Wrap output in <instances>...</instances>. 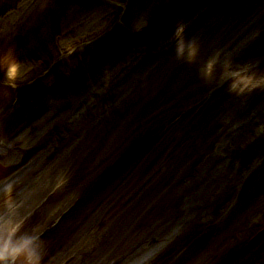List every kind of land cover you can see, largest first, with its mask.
Masks as SVG:
<instances>
[{
    "label": "rangeland",
    "instance_id": "rangeland-1",
    "mask_svg": "<svg viewBox=\"0 0 264 264\" xmlns=\"http://www.w3.org/2000/svg\"><path fill=\"white\" fill-rule=\"evenodd\" d=\"M110 1L114 4L100 0H0V144L11 127L49 101L76 96L103 76L109 80L113 76L117 78L132 57L138 55L133 51L141 49L140 44L175 34L196 0ZM220 3L227 13L240 15L228 14L220 20L218 36L212 32L213 21L207 18L185 38L189 42L191 37H197L198 55L203 53L205 58L198 66L188 59L187 52L184 56H178L177 52L175 59L163 61L157 75L151 79L148 75L141 83L139 88L145 87L141 94L116 100V108L94 126L79 131L72 129L71 124L62 123L37 142L39 145L35 146V142L26 145V138L32 139L42 128L41 123L14 146L28 157L33 151L41 150L39 147L56 142L48 159L54 173L24 176L22 183L31 181L36 202L30 201L29 207L19 215H11L14 221H23L18 237L37 238L43 264H58V261L75 264L91 248L96 232L105 231L104 240H112L113 235L108 232L118 214L133 210L132 225L136 227L142 226L141 219L149 228L177 222L178 209L190 198L191 190H185L181 196L178 190L195 174L191 166L196 164L192 159L202 163L214 145H220L218 124L213 129L209 126L215 115H220L217 105L237 96V90L232 89L233 77L220 84L219 79L213 81L214 87L221 88L211 98L205 95L208 92H202L209 86L202 82L203 78L193 82L185 78L181 84L179 78L190 68L198 67L196 74H199L212 56L207 57V53L216 50L219 41L225 42L239 24L253 16L264 0ZM232 15L237 20L229 24L226 19ZM107 30L113 34L107 52L96 53L98 45L93 41ZM204 36H207L206 46ZM68 43L75 45L71 54L66 50ZM255 49V52L240 50L229 66L213 71V80L238 69L257 78L264 77L261 68L246 66L264 56L259 46ZM6 54L22 63L21 78L14 88L7 79ZM187 81L194 88L183 99L170 92L176 85L185 89L187 84L183 83ZM263 87L257 88L258 91ZM192 96L197 98L190 101ZM215 96V101L205 107ZM5 114H10L9 118H3ZM133 115L134 119L130 120ZM211 137L216 140L210 141ZM261 151H264V138L248 150L243 160L249 167L261 158L262 169L255 168L258 170L250 175L242 193L230 191L212 208H207L194 229L151 264H264V154ZM14 162L10 154L0 157V178L16 168ZM180 170L187 171L188 176L178 180ZM44 178L51 183L43 191L40 181ZM59 183L63 184L62 188L55 191ZM172 193L179 198L177 212H174L176 202ZM9 203L11 198L0 200V213L7 212L4 205ZM117 222L118 231L129 230L118 219ZM86 226L89 227L86 234L78 237ZM137 232L141 229H136ZM162 238L167 236L161 235L151 242L155 243L152 250L163 244Z\"/></svg>",
    "mask_w": 264,
    "mask_h": 264
},
{
    "label": "clouds",
    "instance_id": "clouds-1",
    "mask_svg": "<svg viewBox=\"0 0 264 264\" xmlns=\"http://www.w3.org/2000/svg\"><path fill=\"white\" fill-rule=\"evenodd\" d=\"M184 27L180 26L177 30L178 55L184 56L187 52L190 61L195 60L198 55V45L195 41L190 44L183 39ZM66 50L71 54L75 50V45L68 43ZM4 62L8 65L7 79L11 87L17 86V81L21 78L22 63L17 59H9L6 54ZM216 61L210 60L202 69L205 77H210L214 71ZM226 75L232 76V89L241 92L251 90L256 87L264 86V77L257 78L254 74L247 73L246 70L238 69L227 72ZM23 221L5 220L0 217V264H43V257L39 252L37 238L32 235L19 236L23 228ZM149 257H144L135 264H145Z\"/></svg>",
    "mask_w": 264,
    "mask_h": 264
},
{
    "label": "bare ground",
    "instance_id": "bare-ground-1",
    "mask_svg": "<svg viewBox=\"0 0 264 264\" xmlns=\"http://www.w3.org/2000/svg\"><path fill=\"white\" fill-rule=\"evenodd\" d=\"M239 29V28H238ZM235 32H233L234 34ZM232 34V35H233ZM197 37H191L190 41L187 42L188 44H190L192 41H195ZM264 47V45L262 46V48ZM177 50V48H176ZM207 50V49H206ZM217 56V53L215 54V56L212 59H214L215 57ZM161 60V59H160ZM158 63V62H157ZM155 63L153 65H151L149 67V69L145 70V71H142L141 72V75L143 77H147V74L150 73V72H157V69L154 68L156 66H158V64ZM137 71H141L139 69H137ZM117 72H114L113 74H115ZM134 75V74H133ZM139 81V78L136 79L135 83L132 84V87L133 89L135 88V85L138 83ZM145 87H143L144 89ZM131 90V91H128V95H138V94H141L143 89L142 88H139V87H136L134 90ZM171 92H174L176 95H179L181 97V99H183L184 97H186L185 93L186 91L185 90H181V89H178L177 86L174 87V89L171 90ZM126 96V95H125ZM149 96V95H148ZM148 96H146V100L148 99ZM127 97V96H126ZM137 98V97H136ZM135 98V99H136ZM92 99V98H91ZM91 112L90 111H87L85 113H82L80 114V121L79 123H76L75 125H73V129H77L79 128L82 124H83V121L86 119V115L90 114ZM134 119V115L133 117L130 119V120H133ZM232 119H235L234 117V111H233V117ZM61 121V119H56L55 122H54V125L53 126H57L59 125V122ZM216 122H219L221 123V125L225 122L224 121V117H222V115L220 114L218 118H216L215 120ZM77 122V119L74 120V123ZM220 125V127H221ZM53 126H50L48 128H45L43 131V136L50 131V129L53 128ZM219 127L218 129V133L217 135L219 136V139L222 138V135H223V131L222 129ZM262 128V127H261ZM261 128L257 129L256 131L260 130ZM262 132L263 131H260L258 132L257 135H262ZM42 136V137H43ZM214 137L211 138V140H213ZM218 139V140H219ZM217 149V146L214 145V148L212 150V153L211 154H214V152L216 151ZM261 153L264 154V151H261ZM213 163V161H204L200 167L202 168V171L205 170L206 167L210 166L211 164ZM187 164H190V162H188ZM196 173H199V166L196 165V169H195ZM223 176V172H222V169L217 173V176L216 178H220ZM135 215L133 214V212L130 214V215H126L125 218L121 221V224L122 225H125V227L129 228V229H133L134 231L131 233V235H134L135 232H136V226L132 225V218L134 217ZM163 235L162 232H160L157 235H150L148 234L147 232L145 231H141L137 234H135L134 236L128 238L125 242H122L126 237H127V233L126 231H120L117 235V238H116V244L113 246L112 242L110 243H106L105 245H103L101 247V243H102V238L101 236L99 237H94V239L91 240V243H96L97 246L99 247L98 249V252H97V255L94 257L96 258L95 262L93 264H109L111 263L112 261H114V264H120L122 263V261L127 257L129 256L130 253L132 252H137L132 258L130 257V259L128 261H126L125 264H133L137 259H139V257L146 253L148 250H150L152 248V244L150 243L151 241H153L156 237H160V235ZM85 235V233H84ZM77 236V234H76ZM161 241L158 240V242ZM122 242V243H121ZM144 242V246L145 248H143L142 243ZM143 248V249H141ZM104 249H106L104 251ZM141 249V250H140ZM140 250V251H139Z\"/></svg>",
    "mask_w": 264,
    "mask_h": 264
}]
</instances>
